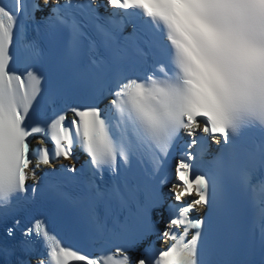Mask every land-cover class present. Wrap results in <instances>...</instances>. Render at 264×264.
I'll use <instances>...</instances> for the list:
<instances>
[{
  "label": "snow or ice",
  "instance_id": "snow-or-ice-1",
  "mask_svg": "<svg viewBox=\"0 0 264 264\" xmlns=\"http://www.w3.org/2000/svg\"><path fill=\"white\" fill-rule=\"evenodd\" d=\"M0 264H264V0H0Z\"/></svg>",
  "mask_w": 264,
  "mask_h": 264
}]
</instances>
